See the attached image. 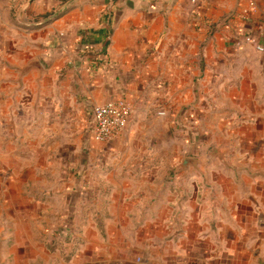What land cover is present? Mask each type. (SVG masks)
Segmentation results:
<instances>
[{
    "label": "crops",
    "instance_id": "crops-1",
    "mask_svg": "<svg viewBox=\"0 0 264 264\" xmlns=\"http://www.w3.org/2000/svg\"><path fill=\"white\" fill-rule=\"evenodd\" d=\"M255 1L0 0V264H264Z\"/></svg>",
    "mask_w": 264,
    "mask_h": 264
},
{
    "label": "built area",
    "instance_id": "built-area-1",
    "mask_svg": "<svg viewBox=\"0 0 264 264\" xmlns=\"http://www.w3.org/2000/svg\"><path fill=\"white\" fill-rule=\"evenodd\" d=\"M248 7L243 11L244 15H248L257 9L255 0H248ZM190 12L192 17L199 15L201 0H190ZM246 45H254L256 49L263 53L264 45H262L256 36L245 35L235 40L234 46L241 48ZM132 114V107L125 99H117L103 105L94 106L92 109L93 125L92 137L98 143H107L115 139L122 133L127 125ZM59 236H68L67 233Z\"/></svg>",
    "mask_w": 264,
    "mask_h": 264
},
{
    "label": "rangeland",
    "instance_id": "rangeland-1",
    "mask_svg": "<svg viewBox=\"0 0 264 264\" xmlns=\"http://www.w3.org/2000/svg\"><path fill=\"white\" fill-rule=\"evenodd\" d=\"M190 1V0H189ZM189 15L191 16V12L189 11ZM215 25H217V24H215ZM212 28V27H211ZM245 35H248V34H237V36L235 37V39H234V41H233V44H234V42H235V40L237 39V38H239V37H243V36H245ZM258 39V38H257ZM259 40V39H258ZM259 42H260V40H259ZM248 46H251V47H253L258 53H261V52H259L257 49H256V47L254 46V45H248ZM242 48V47H241ZM237 49H240V48H237ZM264 53V52H263ZM159 114V116H165V113L164 112H161V113H158ZM254 150L256 149V152L257 153H262L263 154V152L262 151H260L259 150V147H252ZM63 229V230H62ZM60 231H53V230H51V229H49V228H45V234L46 235H48V236H51V237H57V238H61V237H63V236H59L58 235V232L61 234V235H63V233H67V234H69L70 233V229H68V230H66L64 227L62 228ZM55 234H57V236H55ZM54 235V236H53ZM138 261H140L139 259H138Z\"/></svg>",
    "mask_w": 264,
    "mask_h": 264
},
{
    "label": "trees",
    "instance_id": "trees-1",
    "mask_svg": "<svg viewBox=\"0 0 264 264\" xmlns=\"http://www.w3.org/2000/svg\"><path fill=\"white\" fill-rule=\"evenodd\" d=\"M62 12H63L62 9L60 11H52V12L46 14L43 17V19L45 20V22H50V21L58 18L62 14Z\"/></svg>",
    "mask_w": 264,
    "mask_h": 264
}]
</instances>
